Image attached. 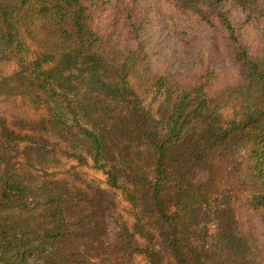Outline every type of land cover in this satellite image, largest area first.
<instances>
[{"label": "trees", "instance_id": "1", "mask_svg": "<svg viewBox=\"0 0 264 264\" xmlns=\"http://www.w3.org/2000/svg\"><path fill=\"white\" fill-rule=\"evenodd\" d=\"M145 1L0 0V264H264V31L225 10L264 0H170L229 34L233 80L157 70Z\"/></svg>", "mask_w": 264, "mask_h": 264}, {"label": "rangeland", "instance_id": "2", "mask_svg": "<svg viewBox=\"0 0 264 264\" xmlns=\"http://www.w3.org/2000/svg\"><path fill=\"white\" fill-rule=\"evenodd\" d=\"M141 7L139 21L143 28L140 36L146 41L157 70L188 76L206 64L218 73L221 80L236 78L234 45L229 34L222 31L223 27L212 28L194 16L177 11L170 0H146ZM225 10L234 24L239 44L253 50L259 48L260 32L264 31V15H260L264 14V9L252 14L227 4ZM108 15L110 12L101 11L96 26L104 30L112 25L110 27L116 30L118 21ZM9 68V65L0 64V74ZM149 105L154 106L155 102L149 100ZM83 169L87 177L106 186L103 171L90 166ZM248 225L254 233L255 249L264 260V224L256 219Z\"/></svg>", "mask_w": 264, "mask_h": 264}]
</instances>
